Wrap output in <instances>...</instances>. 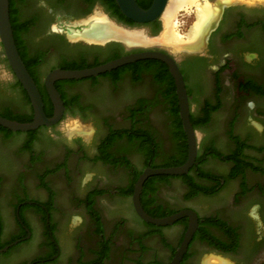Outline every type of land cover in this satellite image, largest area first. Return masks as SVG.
I'll use <instances>...</instances> for the list:
<instances>
[{
	"label": "flooded vegetation",
	"instance_id": "obj_1",
	"mask_svg": "<svg viewBox=\"0 0 264 264\" xmlns=\"http://www.w3.org/2000/svg\"><path fill=\"white\" fill-rule=\"evenodd\" d=\"M45 1L15 0L13 17L15 45L41 95L45 115L52 116L54 110L44 85L53 69H80L144 49L169 53L183 80L194 81L185 88L196 140L195 163L182 175L149 176L142 185L140 204L152 217L181 209L196 213L197 227L178 264H210L206 262L210 257L221 258L223 264H264V0L253 4L208 0L215 3L212 6L218 14L201 39L204 43L195 49L198 38L190 48H183L190 51L175 55L162 47L127 49L119 41L100 44L68 36V30L80 31L89 19L100 15L117 25L142 27L155 35L162 29L161 18L139 24L124 16L117 4V10L109 9L107 0ZM136 2L147 8L152 0ZM166 45L172 48V43ZM250 53H255V59ZM0 73V79L5 80L0 83V115L22 122L32 120L28 94L1 43ZM170 79L174 85L166 63L147 58L94 76L55 80L63 105L57 123L29 131L0 125V139L8 143L13 155L11 161L0 160V264L171 262L188 227V217L170 225H154L142 220L131 202L134 183L144 168L165 162L181 164L187 158V136ZM75 112L99 122L101 130L90 154L78 130L59 128L65 116ZM86 163L106 167L118 183L102 179L104 183L91 186L85 200L78 201L90 212L89 219L59 238L57 189L52 179L65 173L66 189L73 193L70 166L77 177ZM31 179L37 189L46 192V200L28 193L27 181ZM113 191L129 202L140 226L126 225L124 220L113 224L98 208L97 198ZM37 199L45 208H34ZM193 202L202 204L201 210ZM172 230L178 231L175 241L165 234ZM156 238L163 239L164 251L153 249Z\"/></svg>",
	"mask_w": 264,
	"mask_h": 264
},
{
	"label": "water",
	"instance_id": "obj_2",
	"mask_svg": "<svg viewBox=\"0 0 264 264\" xmlns=\"http://www.w3.org/2000/svg\"><path fill=\"white\" fill-rule=\"evenodd\" d=\"M115 2L124 16H126L127 18H129L130 20L136 23L143 24L154 21L157 18H161L168 0H152L151 4L147 8H142L141 6H139L136 0H115ZM102 16L105 17L107 21L114 24L118 28H121L127 32H134V33L138 32L142 34L144 40L142 42L128 43L120 38L109 37L102 41H88L84 39L85 41L91 43L103 44L107 41L114 40L123 43L127 49L162 47L170 50V53L174 55L177 52L190 51V50L182 49L177 52H174L168 46H163L158 43H155L154 42L155 38L161 33L162 29L158 34L151 35L146 31V29L142 27L126 28L121 25L115 24L114 22L109 20V18L106 15H102ZM91 19H89V21ZM84 27L86 28V25ZM208 32L209 31L207 30V32L204 34L205 37L207 36ZM72 34H73L72 31L68 30L69 38L71 40H75L76 38L75 39L71 38ZM0 43L2 45L3 52L6 56V59L10 67L12 68L17 79L22 84L23 88L26 90L33 109L32 120L26 122H21L0 116L1 126L16 131L34 130L41 125H53L60 120L62 116L63 105L60 95L54 86L55 80L81 79L84 77L94 76L140 59L154 58V59H159L167 64L169 71L174 80V85H175V90L179 105V114L182 121L183 129L187 136V144H188L187 158L184 163L176 166L144 168L139 173L134 183L133 192L131 195V202L135 213L142 220L154 225H158V226L170 225L184 216L188 217L189 219L188 227L183 235V239L180 243V246L177 248L173 259L169 263V264H178L182 257L183 252L186 249V246L190 240L192 233L195 231L197 227L196 213L191 209H181L164 217H152L143 210L140 204V192L142 189V185L149 176L182 175L184 173H187L190 167L195 163L197 149H196L195 133L193 131V128L189 120L188 96L186 93L185 82L182 78L181 72L179 71V68L173 57L169 53L161 50L144 49L140 51L129 52L120 55L116 58L110 59L108 61L99 63L97 65L84 67L80 69H61V68L53 69L44 78V85L46 91L54 107L52 116L47 117L43 110V102L41 95L33 79L29 75L25 65L23 64L15 45L12 27L10 23V17H9V0H0Z\"/></svg>",
	"mask_w": 264,
	"mask_h": 264
},
{
	"label": "rangeland",
	"instance_id": "obj_3",
	"mask_svg": "<svg viewBox=\"0 0 264 264\" xmlns=\"http://www.w3.org/2000/svg\"><path fill=\"white\" fill-rule=\"evenodd\" d=\"M41 1H44L45 3H47L45 0H41ZM261 1L263 0H258V1L252 0L251 2H246V3L248 4L261 3ZM218 3H220V0ZM212 4L215 5V3L213 2ZM188 7H190V10H191L190 12L184 9H181L176 13L175 18L173 20L175 31L178 34L182 35L183 38H185V36L187 35V32L191 28L190 26L195 21L194 10H192L191 5ZM97 10H99L100 13H104L103 8H99ZM214 12L215 13H214L213 19L204 27L203 31L201 32L199 36V40L195 43L194 45V47L196 46L195 49L201 48V45L204 43V41L203 43L201 42V39L202 37H204V33L207 32L212 21L217 17L218 9H215ZM75 22H73V24H75ZM162 27H163L162 28L163 30L164 22H163ZM160 31L161 29L159 28L156 34H158ZM248 56L255 59V53H250ZM1 73H4V69L1 70ZM185 79L184 81H185L187 89H189L190 86L194 85L193 83L194 81L190 82L187 77ZM4 81L5 80L0 79L1 84H3ZM104 91L105 89L103 90V92ZM103 105L104 107H107L109 103H103ZM157 116L160 117L159 114ZM98 123L99 122L97 118H93L90 115H85V114L75 112L71 115L68 114L67 116H65L59 128L62 131H65L66 129L68 130L69 127L73 126L74 124L77 125L75 127L76 128L75 130H78L77 135L80 136L81 139L83 140V143L86 144L85 145L86 153L90 154L91 151L93 150L92 143L95 142L94 140L99 136V132L101 130ZM93 127L95 128V130ZM7 158L9 161H11V158L13 159L12 151L8 147V143L0 139V160L1 161H3V159L7 160ZM76 158L78 157L76 156ZM141 164H142V160L140 159L138 162V165L140 166ZM0 167L3 168V164L1 162H0ZM81 168H82L80 171L81 174L76 177V174L73 171V165L70 166V170H69L70 174H68V177H69V180L73 182L72 185H74L73 193H69L66 189L67 179L65 178V173L62 172L59 175H56L52 179V186L57 189L55 208L59 211L58 214H56V218L59 219L60 223H59L56 233L59 238H63L66 234H69L70 232L72 233L73 230L71 231L70 228L76 230L75 228L82 226L89 219L90 212L86 211L83 204L78 205V201L85 200L88 190L90 189L91 186L93 187L95 183H104L102 182L103 181L102 179H107L109 182L114 181V184L118 183V179L117 178L114 179V177H112V172L106 167H101V166L86 163V164H83ZM27 184H28L27 191L31 196L40 198L42 200L47 199L46 192H43L42 190L37 189L35 187L34 179L27 181ZM172 193H174V191H172ZM97 199H98L97 200L98 208L102 210L105 214H107V216L111 219V221H113V224H116L119 221L124 220L126 225L140 226L139 221L136 219L135 214L131 210L129 202L126 199L120 198L119 195H116V193H114V191L111 193H105L99 196ZM175 199H176L175 202H179V199L177 198ZM39 200L38 199L34 200L33 202L34 208H38V207L39 208L41 207L42 209L45 208L46 204H43ZM192 204L200 210H201V207H203L202 204H200L199 202H193ZM87 206H88V203H87ZM89 207H92L91 198L89 202ZM26 221L29 222L28 218H26ZM31 222L33 223L34 221L31 220ZM165 234L168 236L167 238L168 240L170 239L171 241H175L176 239H178L177 230L165 231ZM162 240H163L162 238H156L152 240V246L154 250L158 252L164 251Z\"/></svg>",
	"mask_w": 264,
	"mask_h": 264
},
{
	"label": "bare ground",
	"instance_id": "obj_4",
	"mask_svg": "<svg viewBox=\"0 0 264 264\" xmlns=\"http://www.w3.org/2000/svg\"><path fill=\"white\" fill-rule=\"evenodd\" d=\"M241 1L251 2L252 0ZM190 5L192 6V10H194L195 21L190 26L191 28L187 32V35H184L185 38H183L182 35L175 31L173 20L180 9L190 12V7H188ZM213 7L214 6H212L208 0H168L161 16V19H163L164 22V29L155 38L154 42L163 46H168L166 45L168 42L172 43L173 49L169 46L168 47L174 52H177L176 50L179 51L184 47L190 48V44L199 38L204 27L213 19L215 13ZM85 25L86 28L83 27L80 31L73 32L72 37L83 38L88 41H102L109 37H116L128 43L142 42L144 40L142 34L138 32H127L121 28H117L101 15L87 21ZM76 126L77 125L74 124L69 127L68 130L74 132ZM207 262L210 264H223L224 260L219 257H210Z\"/></svg>",
	"mask_w": 264,
	"mask_h": 264
},
{
	"label": "trees",
	"instance_id": "obj_5",
	"mask_svg": "<svg viewBox=\"0 0 264 264\" xmlns=\"http://www.w3.org/2000/svg\"><path fill=\"white\" fill-rule=\"evenodd\" d=\"M14 2L15 0H9V17H10V23H11V27H12V32H13V37L15 36L14 35V30H13V27H15V24H14V11L16 9L15 5H14ZM107 4V7L109 9H112L115 8L117 10V7H116V3H115V0H107L106 2ZM114 6V7H113ZM15 41V39H14ZM170 83H171V89L172 91L174 90V85H173V81L172 79H170ZM173 96H175V94H173ZM0 116H3V117H6V118H9V119H13L14 117L8 115V114H4V115H0ZM13 120H16V119H13ZM19 121V120H18ZM22 122V121H21ZM185 150V149H184ZM186 151V150H185ZM174 164L176 165H180V163H172V162H165L163 163L162 165H157V166H154V167H158V166H164V167H168V166H174ZM182 164V163H181Z\"/></svg>",
	"mask_w": 264,
	"mask_h": 264
},
{
	"label": "clouds",
	"instance_id": "obj_6",
	"mask_svg": "<svg viewBox=\"0 0 264 264\" xmlns=\"http://www.w3.org/2000/svg\"><path fill=\"white\" fill-rule=\"evenodd\" d=\"M248 104H249V106H252L253 105V102L252 101H249Z\"/></svg>",
	"mask_w": 264,
	"mask_h": 264
}]
</instances>
